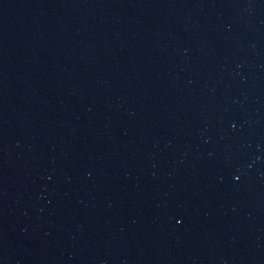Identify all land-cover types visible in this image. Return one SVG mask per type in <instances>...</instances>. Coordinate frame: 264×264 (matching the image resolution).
I'll return each mask as SVG.
<instances>
[{
	"label": "water",
	"instance_id": "obj_1",
	"mask_svg": "<svg viewBox=\"0 0 264 264\" xmlns=\"http://www.w3.org/2000/svg\"><path fill=\"white\" fill-rule=\"evenodd\" d=\"M0 264H264V0H0Z\"/></svg>",
	"mask_w": 264,
	"mask_h": 264
}]
</instances>
